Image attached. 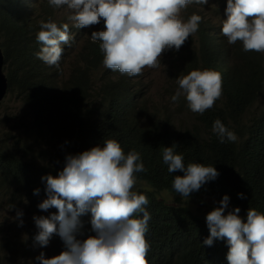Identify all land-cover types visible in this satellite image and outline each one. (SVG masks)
<instances>
[{"label":"trees","instance_id":"1","mask_svg":"<svg viewBox=\"0 0 264 264\" xmlns=\"http://www.w3.org/2000/svg\"><path fill=\"white\" fill-rule=\"evenodd\" d=\"M208 5L215 18L221 16L220 9ZM205 8L194 3L190 9ZM49 12L46 5L39 15ZM196 13L202 17L199 37L189 38L179 51H166L167 57L176 63L175 70L166 73L170 98L178 88L179 77L192 70L217 67L222 53L228 63L224 97L220 106L214 104L196 116L181 96L174 102L178 110L173 115L162 107L151 109L144 100L139 102L141 95L135 86L141 78H127V74L110 69L94 78L101 71L102 60L98 48L93 46L80 51L69 76L45 78L40 65L29 57L33 48L30 24L34 19L28 16L30 11L25 10L22 0H0V47L5 56L8 94H16L28 107L34 123L29 120L27 128L40 132L49 147L37 153L41 144L34 149L28 139L14 134H10L5 144L0 143V211L5 206V210L14 214L24 211L22 217L27 216L22 226L18 219L8 232L0 230V264H39L36 257L41 252L51 258L66 250L58 235H53L46 247L34 239L39 229L33 217H48L56 212L55 208L48 211L38 208L47 198L46 181L41 177L58 175L67 155L103 146L107 139L117 140L125 154L132 150L139 152L147 169L136 174L133 190L145 194L149 200L146 206L151 217L146 233L151 245L149 264H228L226 240L216 239L212 246L203 244L210 234L206 215L213 210L207 198L228 192L242 212L254 208L264 213V54L250 51L242 58L237 46L228 47L224 36V44H219L216 52L210 51L211 41L207 38L206 51L202 46L203 35L218 28L205 14ZM259 100L260 105L253 109ZM182 115H192L194 125L175 128ZM217 119L235 132L236 142L219 141L212 130ZM173 144L178 145L176 151L186 160L213 164L217 171H222L217 181L206 188L207 182L190 194L196 205L205 207L201 217L180 201L172 186L175 174L169 173L163 164L162 151ZM35 189L40 190L38 195H34ZM19 193L25 195L28 203L17 199ZM238 193H244L246 198H238ZM79 219L81 227L75 233L76 238L94 235L91 213Z\"/></svg>","mask_w":264,"mask_h":264},{"label":"clouds","instance_id":"2","mask_svg":"<svg viewBox=\"0 0 264 264\" xmlns=\"http://www.w3.org/2000/svg\"><path fill=\"white\" fill-rule=\"evenodd\" d=\"M22 2L25 10L30 11L28 16L34 18L30 24L33 48L29 57L40 65L45 78L61 75L62 64L70 54L78 51V60L86 46L98 48L103 71L110 69L127 74V78H142L145 68L160 67L166 51H179L189 38L199 37L202 17L194 9L191 11L194 3L206 8L210 4L222 12L215 18L211 10L207 16L218 30L211 29L203 35L202 46L206 51L207 38L211 41L210 51L216 52L226 37L229 48L240 42L243 51L264 54V0H46L41 7L35 0ZM46 5L51 12L39 15ZM58 13L64 16L57 17ZM227 68V57L222 53L217 67L192 70L179 77L170 101L186 98L196 116L214 104L220 106ZM138 85L135 88L141 95L139 102L144 100L151 109H159L142 98ZM259 105L260 100L253 109ZM194 123L193 120L189 128ZM212 130L221 143L238 140L235 132L219 119L214 121ZM176 147V144L164 147L162 157L168 172L175 174L172 186L182 202V198H193L190 194L207 182L206 188L217 181L222 171H217L213 164L186 160ZM146 171L139 152L132 150L125 154L117 140L107 139L103 146L67 155L58 175L41 177L46 181L47 198L38 208L42 211L55 208L56 212L48 217H33L39 229L34 239L46 247L51 237L58 235L66 250L51 258L41 252L36 257L39 264H149L151 245L146 239L151 219L146 211L149 200L145 194L133 190L136 174ZM39 191L35 189L34 195ZM237 195L246 198L244 193ZM207 199L212 200L213 210L206 215L210 234L203 244L212 246L216 239L226 240L228 264H264V213L254 208L242 212L228 192ZM214 204L220 206L214 208ZM228 206L234 209L225 214ZM88 212L95 234L77 239L79 218ZM239 213L247 214L246 221ZM22 216L23 212L17 211L16 218Z\"/></svg>","mask_w":264,"mask_h":264},{"label":"rangeland","instance_id":"3","mask_svg":"<svg viewBox=\"0 0 264 264\" xmlns=\"http://www.w3.org/2000/svg\"><path fill=\"white\" fill-rule=\"evenodd\" d=\"M46 0H35L38 7H41L43 2ZM196 11H200L206 16L211 14V10L209 9V6L203 10L195 9ZM64 14L58 13L57 17H63ZM238 51L241 53V57L245 58L249 52L243 51V46L240 42H237L235 45H232V47H236ZM78 51L72 52L70 54V58H67L65 61V64L63 65V73L56 77L55 79H63L69 76L70 68L73 64L76 63L77 60ZM176 68V63H173L172 59L168 58L166 56V53L162 55L161 58V65L159 68L155 69H149L145 68L143 70V77L139 81L138 88L141 90L142 98L145 97L149 101V105L151 107H162V110L167 111L168 114H177L178 110V104L172 103L169 97L170 95V87H169V81L168 77L166 76V73L169 71H174ZM103 72V69L101 68L100 73L97 76H94V78H100L101 74ZM58 84H61L60 82H57ZM30 110L27 106H24L22 101L17 97L16 94H8L2 104V109L0 112V143L5 144V141L8 140L10 134H14L17 136H21L22 138H26L34 144V149L41 144L38 147L37 153H39L42 150L48 149L49 147L46 146L45 142L47 141L46 138L42 136V134L38 131H33L27 128V124L29 120H31ZM192 115H182L179 117V120L177 121L178 126L183 127H189L191 123L193 122ZM31 123H34V120L32 119L30 121ZM164 197H168V195H163ZM17 199L21 202L28 203L26 201L25 195L22 193H19L17 195ZM207 200V199H206ZM210 204L212 200H207ZM182 203L185 206H188L192 208V211L194 215L201 217V214H205V207H199V205H196V201H194L193 198H182ZM214 208L219 207V204H214ZM234 207H229L225 209V214H227L229 211H232ZM204 210V211H203ZM24 214V211H22ZM16 213H12L10 210H5V206L0 211V230L2 229L5 233L10 230L12 226H15V222H19L18 218H16ZM239 215L245 219L247 214L239 213ZM27 218L21 217L19 219ZM20 223V222H19Z\"/></svg>","mask_w":264,"mask_h":264},{"label":"water","instance_id":"4","mask_svg":"<svg viewBox=\"0 0 264 264\" xmlns=\"http://www.w3.org/2000/svg\"><path fill=\"white\" fill-rule=\"evenodd\" d=\"M5 68V56L2 48L0 47V109L2 106V102L5 99L8 93V79L4 72Z\"/></svg>","mask_w":264,"mask_h":264}]
</instances>
